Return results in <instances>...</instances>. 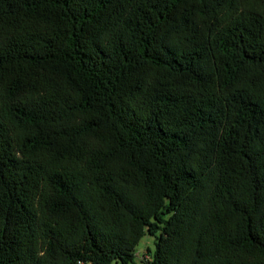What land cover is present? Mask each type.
Masks as SVG:
<instances>
[{
    "label": "trees",
    "instance_id": "1",
    "mask_svg": "<svg viewBox=\"0 0 264 264\" xmlns=\"http://www.w3.org/2000/svg\"><path fill=\"white\" fill-rule=\"evenodd\" d=\"M114 263L264 264V0H0V264Z\"/></svg>",
    "mask_w": 264,
    "mask_h": 264
},
{
    "label": "rangeland",
    "instance_id": "2",
    "mask_svg": "<svg viewBox=\"0 0 264 264\" xmlns=\"http://www.w3.org/2000/svg\"><path fill=\"white\" fill-rule=\"evenodd\" d=\"M146 248H150L151 250L155 249L154 238L150 236H146L140 241L139 245L137 246V251L139 252L140 256H142ZM114 264H120V263H114Z\"/></svg>",
    "mask_w": 264,
    "mask_h": 264
},
{
    "label": "built area",
    "instance_id": "3",
    "mask_svg": "<svg viewBox=\"0 0 264 264\" xmlns=\"http://www.w3.org/2000/svg\"><path fill=\"white\" fill-rule=\"evenodd\" d=\"M137 255H138V259H140V260H141V259H142V256H140V255H139V252H138V254H137Z\"/></svg>",
    "mask_w": 264,
    "mask_h": 264
}]
</instances>
